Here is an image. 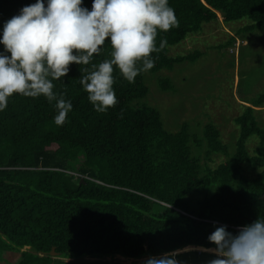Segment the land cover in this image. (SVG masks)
Masks as SVG:
<instances>
[{
    "label": "trees",
    "instance_id": "1",
    "mask_svg": "<svg viewBox=\"0 0 264 264\" xmlns=\"http://www.w3.org/2000/svg\"><path fill=\"white\" fill-rule=\"evenodd\" d=\"M221 20L246 24L205 48L240 53L242 90L236 43L264 33V0H0V253L259 261L264 89L241 100L233 150L213 119L170 132L145 102L152 86L174 93L162 72L202 57L172 50Z\"/></svg>",
    "mask_w": 264,
    "mask_h": 264
},
{
    "label": "rangeland",
    "instance_id": "2",
    "mask_svg": "<svg viewBox=\"0 0 264 264\" xmlns=\"http://www.w3.org/2000/svg\"><path fill=\"white\" fill-rule=\"evenodd\" d=\"M241 24L232 26V28H241L246 23ZM232 28L222 20L213 22L204 27L201 35L192 36L180 47L174 48L172 52H174L175 57L187 56L196 51L202 52V57L195 63H186L178 66L174 72L175 74L162 72L161 74L165 75L162 77L171 78L174 93L162 94L157 88L152 86L151 93L145 102L149 106L151 105L159 110L162 114L165 127L170 132H177L184 123H189L194 129H199L198 132L201 133L205 125L212 122L210 119H213L215 124L220 128L223 141L233 150L239 133V127L235 123V119L243 112L241 100L245 99L246 95L252 97L264 89V38L259 36L264 33L255 32L256 34H246L244 37L245 41L239 39L236 43L237 48L240 46L238 52L241 51V47L244 45L241 58L245 63L241 65L247 73L249 72L246 82L242 84V90H239L238 83L241 80L239 75L240 53L236 55V58L230 54L231 51L227 47L220 50L216 48L207 50L205 48L210 44L218 45L222 41H226L228 35L235 36L231 30ZM199 40L201 43H199ZM204 40L207 42L203 44ZM234 62L236 66H234ZM257 114L262 122V126H264V108L259 109ZM256 146L257 144L253 142L252 147ZM222 159L225 160V157ZM202 249L195 247L194 249L193 247L190 249L189 247L177 251V253L155 258L146 256L140 260H127L121 257L104 260L92 258L67 260L56 255L52 257L53 259L63 261H56L57 263L55 264L107 262L114 264H147L154 261H158L160 264H182L176 257L188 252L208 253L223 258L221 262H215L209 258L206 263L202 264H228V258H232L229 253L222 254L217 253L218 251L216 252L214 249H206L207 251H203ZM23 251H29V248ZM19 259L20 255L14 256L8 253H0V264H16L19 262Z\"/></svg>",
    "mask_w": 264,
    "mask_h": 264
},
{
    "label": "water",
    "instance_id": "3",
    "mask_svg": "<svg viewBox=\"0 0 264 264\" xmlns=\"http://www.w3.org/2000/svg\"><path fill=\"white\" fill-rule=\"evenodd\" d=\"M84 182V181H83ZM51 255H56L58 256L59 254L56 252V248H53ZM41 256H44L43 254ZM150 264H160L158 261L151 262ZM256 264H264V253L260 257L259 261Z\"/></svg>",
    "mask_w": 264,
    "mask_h": 264
},
{
    "label": "clouds",
    "instance_id": "4",
    "mask_svg": "<svg viewBox=\"0 0 264 264\" xmlns=\"http://www.w3.org/2000/svg\"><path fill=\"white\" fill-rule=\"evenodd\" d=\"M243 231V230H241ZM204 249V248H203ZM175 253V252H174ZM177 253V252H176ZM243 263H246V264H256V263H253V262H249V261H245V260H241Z\"/></svg>",
    "mask_w": 264,
    "mask_h": 264
},
{
    "label": "bare ground",
    "instance_id": "5",
    "mask_svg": "<svg viewBox=\"0 0 264 264\" xmlns=\"http://www.w3.org/2000/svg\"><path fill=\"white\" fill-rule=\"evenodd\" d=\"M190 249H191V247H190ZM193 249H194V247H193ZM203 251H207L206 249H202ZM217 252V251H216ZM217 253H219V252H217Z\"/></svg>",
    "mask_w": 264,
    "mask_h": 264
}]
</instances>
